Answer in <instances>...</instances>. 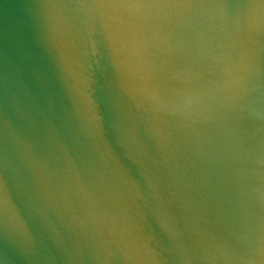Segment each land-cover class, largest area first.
Returning a JSON list of instances; mask_svg holds the SVG:
<instances>
[{
    "label": "water",
    "instance_id": "1",
    "mask_svg": "<svg viewBox=\"0 0 264 264\" xmlns=\"http://www.w3.org/2000/svg\"><path fill=\"white\" fill-rule=\"evenodd\" d=\"M0 264H264V0H0Z\"/></svg>",
    "mask_w": 264,
    "mask_h": 264
}]
</instances>
